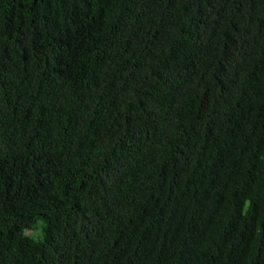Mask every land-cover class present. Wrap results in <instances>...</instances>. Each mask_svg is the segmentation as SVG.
Returning a JSON list of instances; mask_svg holds the SVG:
<instances>
[{
	"label": "trees",
	"instance_id": "1",
	"mask_svg": "<svg viewBox=\"0 0 264 264\" xmlns=\"http://www.w3.org/2000/svg\"><path fill=\"white\" fill-rule=\"evenodd\" d=\"M0 264H264V0H0Z\"/></svg>",
	"mask_w": 264,
	"mask_h": 264
},
{
	"label": "rangeland",
	"instance_id": "2",
	"mask_svg": "<svg viewBox=\"0 0 264 264\" xmlns=\"http://www.w3.org/2000/svg\"><path fill=\"white\" fill-rule=\"evenodd\" d=\"M39 222L37 223V225L39 226ZM39 229V227H38ZM21 232L24 234V235H38L39 234V230H35L33 228V226L30 224V223H25L21 226ZM39 236V235H38Z\"/></svg>",
	"mask_w": 264,
	"mask_h": 264
}]
</instances>
